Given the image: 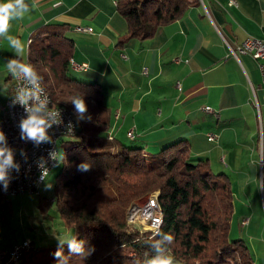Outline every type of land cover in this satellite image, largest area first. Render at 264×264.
<instances>
[{
	"label": "crops",
	"instance_id": "1",
	"mask_svg": "<svg viewBox=\"0 0 264 264\" xmlns=\"http://www.w3.org/2000/svg\"><path fill=\"white\" fill-rule=\"evenodd\" d=\"M198 1L151 39L121 46L126 24L117 0H39L38 7L11 23L9 35L27 49L35 30L66 25L74 42L71 60L87 66L78 70L71 65L69 74L99 84L112 115L120 111L114 141L123 138L156 153L185 139L193 161H207L213 173L229 178V235L250 246L253 264H264V191L259 189L264 178V87L257 63L249 56L236 59L225 44L235 47L247 37L264 38V0ZM77 26L93 32H76ZM2 45L9 44L0 38ZM209 134L218 135L215 143L207 140Z\"/></svg>",
	"mask_w": 264,
	"mask_h": 264
},
{
	"label": "trees",
	"instance_id": "2",
	"mask_svg": "<svg viewBox=\"0 0 264 264\" xmlns=\"http://www.w3.org/2000/svg\"><path fill=\"white\" fill-rule=\"evenodd\" d=\"M198 4V0H117V12L126 24L118 45L151 39L161 26L179 20ZM30 42L26 63L39 70L43 89L77 126V140L60 155L51 201L42 200L55 205L64 227L95 248L87 260L77 259L76 264H143L155 255L158 236L140 233L126 218L133 200L154 193L163 217L159 231L173 236L168 247L178 264H253L244 240H228L233 195L225 174L213 173L207 161H193L183 138L156 153H146L135 142L125 146L110 140L112 113L102 87L69 74L74 42L66 25L43 26L31 34ZM6 82L9 93L10 76ZM79 92L86 93L90 120L78 122L74 114L70 102ZM84 162L90 165L87 172L78 170ZM56 251L57 245L33 248L22 255L21 264H55ZM63 251L68 254L67 245Z\"/></svg>",
	"mask_w": 264,
	"mask_h": 264
},
{
	"label": "clouds",
	"instance_id": "3",
	"mask_svg": "<svg viewBox=\"0 0 264 264\" xmlns=\"http://www.w3.org/2000/svg\"><path fill=\"white\" fill-rule=\"evenodd\" d=\"M39 0H0V38L6 39L10 48L15 54V58L9 59L5 63L7 71L13 78L26 82L27 86H18L11 98V107L17 105L25 110V115L18 122L20 139L24 142H31L39 147L42 144H52L54 133L50 134L54 128L63 126L70 130L73 125L69 121L67 124L62 119L61 110L57 108L50 98L45 94L41 87V76L39 70L31 63H24L20 59L25 49V43L9 35L10 25L13 21L22 19L36 7ZM74 107V114L77 121L90 120L88 115V104L86 93L79 92L72 96L71 102ZM17 150L12 148L6 134L0 130V186L7 191L13 179V172L19 173L21 164L15 159ZM19 154L25 157L27 163V153L19 150ZM53 166L59 163V152L54 148L49 150L47 158L41 156L36 161V167L39 170V182H45L49 176V162ZM90 169L88 162L81 163L78 170L87 172ZM259 189L264 191V178L259 179ZM162 223V221H159ZM156 243L153 244L155 255L143 261V264H178L170 252V246L173 243V236L170 233L162 231L157 232ZM57 241V251L54 253L55 264H76L77 259L87 260L93 254L95 248L90 246L86 240L78 239L76 235L69 239L62 236H54ZM67 245L68 254L65 255L63 248ZM134 264H140L134 261Z\"/></svg>",
	"mask_w": 264,
	"mask_h": 264
},
{
	"label": "built area",
	"instance_id": "4",
	"mask_svg": "<svg viewBox=\"0 0 264 264\" xmlns=\"http://www.w3.org/2000/svg\"><path fill=\"white\" fill-rule=\"evenodd\" d=\"M231 4V3H230ZM76 32H86L92 33L91 28L77 26L75 27ZM229 52L238 59V56H249L253 61L257 63V68L262 76V85L264 87V38L258 39L253 37H247L244 39L239 45L235 47H231L228 43H225ZM175 63L179 62V59L174 60ZM87 66L85 64H76L75 69L85 70ZM146 68H143V74H146ZM10 83H16L18 86H27L26 82L23 78L16 79L11 77ZM177 87L178 84H177ZM264 105V101H263ZM256 109L259 113L258 103L255 102ZM9 111H16V120L17 125L21 118L17 117V110H11L9 105H5L0 101V130H3L7 136L9 145L17 150L16 161L21 164V170L19 173L13 172V179L9 185L7 191H4L2 186H0V194H3L5 198L21 195V194H33L34 192V183H37V178L39 177V170L36 167V161L41 157L47 158V154L49 150L52 149V144H42L39 147L34 146L31 142H24L20 139L19 129L10 128L9 121ZM203 111L214 112L210 107H204ZM113 117V124L107 132V135H112V130L115 124L118 122L120 118V111L116 110ZM214 117H217V114L214 112ZM62 119L65 124L68 123L67 117L62 115ZM54 133L53 141L57 140V138H64L68 136L73 137L72 130H66L63 126L59 128H54L51 130L50 134ZM133 130L129 131L126 134V137L129 139L133 138ZM218 139V135L209 134L207 135V140L209 142L215 143ZM19 150H23L27 153V163H25V157L19 154ZM52 166V162H49L48 167ZM161 215L160 208H156L154 203H133L127 212V222L129 224H141L144 229L154 230L156 224ZM3 204H0V229L3 223ZM248 221L245 219L241 221V226H246ZM33 246L32 241L24 240L21 243L13 245L11 248L5 250L0 248V264H7V259L10 257L12 252L16 251H24V247Z\"/></svg>",
	"mask_w": 264,
	"mask_h": 264
},
{
	"label": "rangeland",
	"instance_id": "5",
	"mask_svg": "<svg viewBox=\"0 0 264 264\" xmlns=\"http://www.w3.org/2000/svg\"><path fill=\"white\" fill-rule=\"evenodd\" d=\"M28 45V43H27ZM15 54L9 45H2L0 47V101L2 103L7 102L11 96L12 89L10 83V92L8 93V87L5 84L8 76L12 77L7 71L5 63L9 60V57ZM22 62L26 63V47L20 57ZM79 77V75H77ZM73 77V76H72ZM75 78V77H74ZM78 79V78H77ZM93 82V81H87ZM7 84L9 83L6 82ZM77 137H64L58 142V152L59 159L62 151L68 147L71 143L75 142ZM121 144L125 146H131L134 143L129 142L123 138H117ZM161 149L158 150V152ZM157 152V151H155ZM148 153V152H147ZM60 168V162L51 171L47 180L41 182L36 192L33 194H21L16 196H11L7 198H2L3 204V223L0 229V248L9 249L13 245L21 243L24 240H30L33 243L34 248H48V246L57 245V241L54 236H62L64 239H69L74 236L73 229L70 227H64L61 224L58 211L54 204L45 205L42 200L51 201L52 189L54 184V179ZM157 193L150 194L148 196L133 200L127 208L131 207L133 203L139 201V203H150L151 200L155 201ZM141 199V200H140ZM126 212V213H127ZM127 218V216H126ZM132 225V224H130ZM140 233L149 232V230L144 229L141 224L132 225ZM150 233V232H149ZM151 235V234H150ZM238 238H233L229 235L228 240H236ZM250 244V243H249ZM252 243L251 245L253 246ZM248 246L250 253L252 255L253 261L255 260L254 255ZM252 248V247H251ZM259 264V263H258Z\"/></svg>",
	"mask_w": 264,
	"mask_h": 264
},
{
	"label": "bare ground",
	"instance_id": "6",
	"mask_svg": "<svg viewBox=\"0 0 264 264\" xmlns=\"http://www.w3.org/2000/svg\"><path fill=\"white\" fill-rule=\"evenodd\" d=\"M30 42V40H29ZM31 43V42H30ZM74 60H71V65H73L75 67V63L73 62ZM18 85L16 83H13V89H12V94L9 98V100L7 102H5V105H9L10 109L11 110H17V117L18 118H22L24 115H25V110L23 107L17 105L15 107H11V98L12 96L14 95L15 93V90L17 89ZM41 87H42V84H41ZM43 88V87H42ZM45 91V90H44ZM45 94L50 98V100L52 101L51 97L48 95V93L45 91ZM57 106V105H56ZM58 109L61 110V113L62 115L66 116L67 117V120L68 122L71 121L72 122V125L73 127L71 128L72 130V133H73V137L76 135V132H77V126L75 124V121L73 119V117L71 116V114L63 107H60V106H57ZM209 113H212L214 114V112H209ZM9 121H10V128H17V120H16V111H9ZM69 137V136H68ZM71 137V136H70ZM62 138H57V140L53 141L52 143V149L54 148L55 150L58 151V142L59 140H61ZM109 139L110 140H114L113 138V135H109ZM57 165V164H56ZM54 167L53 166V163H52V166L49 168V174L51 173V171L54 170ZM41 182L38 181V178H37V183H34V192H36L37 188L39 187ZM2 198H5L3 194H0V204L1 203V199ZM144 203V202H143ZM150 203H154V205H156V208H160L159 205H158V201H157V197H156V200L155 201H152ZM162 213L159 217V221H162ZM157 222V223H158ZM160 226H161V223H159V225L156 224V227L154 230H151L150 232L153 233V235H157V232L159 231L160 229ZM34 247L33 246H26L24 247V251H16V252H12V254L10 255V257L7 259V264H21V260H22V255L30 250H32Z\"/></svg>",
	"mask_w": 264,
	"mask_h": 264
}]
</instances>
